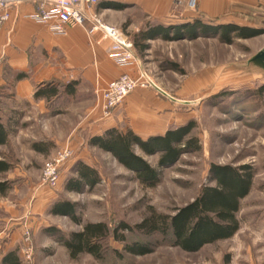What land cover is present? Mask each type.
I'll list each match as a JSON object with an SVG mask.
<instances>
[{
  "label": "rangeland",
  "instance_id": "rangeland-1",
  "mask_svg": "<svg viewBox=\"0 0 264 264\" xmlns=\"http://www.w3.org/2000/svg\"><path fill=\"white\" fill-rule=\"evenodd\" d=\"M196 1L195 8L186 7L203 22H236L264 28V0H221L225 7L215 14L201 10L200 1ZM147 46L142 53L135 46L138 61L165 93L148 89L174 104L173 126L195 121L192 132L201 146L181 154L177 162L162 169L160 182L151 187L132 177V172L109 152L85 141L88 135L84 127L97 113L103 118L101 95L98 98L84 84L77 87L75 96L61 91L60 97L42 105L16 104L10 99L14 96L13 74L3 72L0 114L9 138L0 146V159H6L11 167L0 172V181L5 182L6 188L0 192V257L14 239L10 248L24 264L20 249L23 233L28 229L35 264H242L240 260L251 264L246 257L259 264L264 258V92L260 90L264 71L250 62V57L264 46V32L248 39L233 37L231 43H225L217 35L202 31L192 39L148 40ZM32 73L27 75L33 80ZM53 80L46 83H56ZM57 111L59 114L54 115ZM34 141L46 144L48 152L33 150ZM63 147L71 148L73 155L60 169L56 187H48L41 182V170ZM144 158L157 165V154ZM77 160L97 169L101 179L92 189L74 192L64 188L66 178L74 175L72 166ZM211 163H248L255 168L252 189L240 201L239 229L231 238L189 253L166 244L159 234L125 232L128 242L149 243L152 252L134 255L109 238L101 259L87 253L72 259L67 249L46 232L51 226L67 234L94 221H104L110 227L123 221L134 225L151 209L173 214L176 208L194 199L207 182ZM60 199L76 203L75 214L82 224L66 215L48 213L51 203Z\"/></svg>",
  "mask_w": 264,
  "mask_h": 264
},
{
  "label": "trees",
  "instance_id": "trees-1",
  "mask_svg": "<svg viewBox=\"0 0 264 264\" xmlns=\"http://www.w3.org/2000/svg\"><path fill=\"white\" fill-rule=\"evenodd\" d=\"M114 8L121 7V3H107ZM200 17L189 22L175 25H147L144 31H139L133 38L137 52L147 50L149 39L176 40L181 38H196L202 31H208L225 43H231L233 37L248 39L264 32V28L241 25L236 22H203ZM23 76L22 73L17 77ZM75 82L58 85L48 82L45 86H37L34 90L35 98L46 101L59 96L62 92L74 93ZM62 87V88H61ZM61 91L60 92V89ZM264 92V84L260 86ZM1 112V109H0ZM195 121L167 128L163 134H152L142 137L130 128L118 129L109 127L99 134H92L88 140L90 146H95L104 152H109L117 163L132 172V177L146 187L155 186L160 182L161 171L171 166L183 153L199 150L198 137L192 132ZM9 130L2 122L0 114V146L8 141ZM32 149L41 153L48 152V147L42 141H34ZM139 150V152L137 151ZM157 154V165L148 162L144 156ZM10 163L0 159V172L10 169ZM74 175L66 178L64 188L78 192L84 188L92 189L99 183L97 169L81 160L72 166ZM255 168L248 163H211L207 171V182L199 188L198 194L191 201L176 208L173 214H164L151 209L140 222L131 225L125 221L110 227L104 221L85 222L76 216V203L68 199L56 200L51 203L48 213L68 216L76 224H82L78 231L63 234L54 227L47 228L48 235H52L57 242L67 249L72 259L80 253L90 254L101 259L105 252V242L109 238L121 244L122 250L134 254L144 255L152 252V247L145 242H128L125 232L151 236L159 234L164 242L171 246L193 253L205 245L231 238L240 226L237 213L241 207V199L251 191ZM5 182L0 181V192L5 191ZM20 258L14 249H7L0 257V264H20Z\"/></svg>",
  "mask_w": 264,
  "mask_h": 264
},
{
  "label": "crops",
  "instance_id": "crops-1",
  "mask_svg": "<svg viewBox=\"0 0 264 264\" xmlns=\"http://www.w3.org/2000/svg\"><path fill=\"white\" fill-rule=\"evenodd\" d=\"M199 1L201 10L214 14L225 7L221 0ZM107 3H121L122 6L114 8ZM35 12L33 1L22 2L0 25V78L4 71L13 74L14 96L10 99L16 104L47 103L44 98H35L33 92L35 85L43 86L42 83L53 79L60 85L75 82L74 93L68 92V95L75 96L77 87L86 84L99 98L109 81L118 78L122 72H133L134 67L117 65L112 61L107 54L110 40L99 31L87 33L88 24L74 25L65 33L56 35L46 25L30 17ZM93 12L109 24L130 31L133 38L150 24L175 25L197 17L184 3L176 4L174 0H98L86 9L87 14ZM31 72L33 80L27 75ZM20 73L23 76L17 77ZM175 110L169 99L149 89L135 88L108 117L99 118L97 113L93 121L84 127L88 135L85 141L88 142L92 134H99L109 127L130 128L142 137L163 134L174 125ZM57 114L58 111L54 113ZM13 241L7 244L6 250L11 249ZM253 259L246 257L251 264H254ZM260 260L259 264H264V258ZM240 262L247 264L242 260Z\"/></svg>",
  "mask_w": 264,
  "mask_h": 264
},
{
  "label": "built area",
  "instance_id": "built-area-1",
  "mask_svg": "<svg viewBox=\"0 0 264 264\" xmlns=\"http://www.w3.org/2000/svg\"><path fill=\"white\" fill-rule=\"evenodd\" d=\"M30 1H33L36 6V12L30 17L46 25L53 34H63L67 28L74 25L88 24L87 33L99 31L110 40L107 45V54L112 61L117 65L134 67L132 73L122 72L118 78L109 81L101 90L100 105L103 118L108 117L135 88H152L160 93L164 92L150 75L149 70L138 61L133 37L118 26L106 22L99 14L86 13V9L95 5L98 0H0V25L10 18L18 4ZM174 2L184 3L192 9L197 6L196 0H174ZM72 155L73 150L69 147L57 149L41 170V182L48 187H56L60 169ZM30 236L29 230L25 229L20 249L24 264H35Z\"/></svg>",
  "mask_w": 264,
  "mask_h": 264
},
{
  "label": "water",
  "instance_id": "water-1",
  "mask_svg": "<svg viewBox=\"0 0 264 264\" xmlns=\"http://www.w3.org/2000/svg\"><path fill=\"white\" fill-rule=\"evenodd\" d=\"M251 64L259 69L260 71H264V46L259 49L252 57H250Z\"/></svg>",
  "mask_w": 264,
  "mask_h": 264
}]
</instances>
